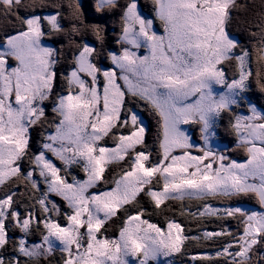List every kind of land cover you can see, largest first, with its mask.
<instances>
[{
    "label": "snow or ice",
    "instance_id": "6c2138e0",
    "mask_svg": "<svg viewBox=\"0 0 264 264\" xmlns=\"http://www.w3.org/2000/svg\"><path fill=\"white\" fill-rule=\"evenodd\" d=\"M153 5L148 18L139 0H96L99 12H122L121 50L106 53L114 67L98 66L100 52L80 42L64 75L57 68L60 53L43 43L47 35L71 38L90 29L104 39L101 25L84 24L80 0H69L68 29L61 4L54 14L41 15L36 9L42 0H0V264H33L57 248L58 264H169L168 258L186 255L187 242L222 237L228 240L214 253L191 260L264 264V111L250 101V115L235 111L244 105L250 81L264 92V3L251 25L256 31L250 35L259 38L252 51L227 29L233 14L246 7L238 0ZM141 48L146 55L138 54ZM133 100L159 117L155 157L143 121L128 107ZM224 117L246 154L243 162L211 146L217 120ZM190 123L199 125L203 145L182 127ZM38 126L44 142L32 152L31 132ZM112 164L120 170L109 179L105 172ZM76 168L84 178L72 175ZM141 196L155 209L171 210L166 202H180L179 211L163 226L153 223ZM248 196L260 211L231 203ZM177 216L195 222L200 235L185 234ZM116 217L121 227L112 236L106 225ZM208 217L236 219L240 231L222 226L209 232L202 227ZM37 233L39 243L33 242Z\"/></svg>",
    "mask_w": 264,
    "mask_h": 264
},
{
    "label": "trees",
    "instance_id": "16d2710c",
    "mask_svg": "<svg viewBox=\"0 0 264 264\" xmlns=\"http://www.w3.org/2000/svg\"><path fill=\"white\" fill-rule=\"evenodd\" d=\"M39 2V0H38ZM242 5L250 6V5H259V9L257 15L261 12V5L264 3V0H242V2L238 1ZM69 0H42V7H39L36 9L37 14L46 15L49 13H54L57 11L55 8L56 4H61L62 7L59 9V11L62 12L64 16V27L65 29H68L71 27L70 21V9L68 8ZM96 0H80L81 8L83 11V21L84 24H93V23H99L104 29V39L103 42L97 39V37L91 32L90 29H86L84 31H81L79 33H73L71 38L66 33H53L51 35H47L44 40L45 42L49 43L50 45L54 46L53 48H56V50L60 53L58 57V65L57 68L59 69L60 73H63L64 75H68L73 67V56L72 52L74 50V44L80 43V42H86L89 44H92L94 47L97 48V51L100 52V56L98 58V62L106 67H112V61L107 57L106 53L109 51H116L119 52L121 50V44L119 43L120 38L122 36V22H121V16L122 12L119 8L113 9L110 11L105 12H99L95 8ZM121 3H123V0H121ZM140 5H142L143 12L150 17L154 15V5L153 0H139ZM68 9V10H67ZM240 11L241 8L238 9L233 14V19L231 23L227 26V29L231 34L238 37L240 41L241 47L248 48L249 51H251L250 48H253L254 41L256 40L254 36L250 35L248 38V35H243V30L239 31V27L243 24L244 26V17H240ZM242 12V11H241ZM118 16V21H117ZM242 20H241V19ZM116 20V24L111 25L112 21ZM118 22V23H117ZM157 22V27L162 30L159 26V21ZM80 27V25H78ZM3 35V32L0 31V36ZM257 38V37H256ZM228 75L230 76L232 74L231 67L227 70ZM61 83L62 81L60 79L57 80L56 83V91H61ZM251 102L252 104L257 105L261 109H264V92H261L259 87L256 85L255 81H250L249 89L247 91V94H245V103L243 106L235 108V111L238 113L247 112L248 113V102ZM47 105L46 113L48 114L49 118L52 117L51 112V101L45 102ZM128 107H133L134 111L139 112L143 115L145 120L147 121V124L149 126L148 135L146 137V145L150 149L152 156L155 157L157 155V152L159 151V140L161 138V128H160V122L159 117L151 110L150 106H148L144 102H140L137 100H133L132 103L128 104ZM217 127H218V135H216L217 141L223 145L231 146L233 153V156L238 160H245L246 154L241 148L237 147V138L234 135V133L231 130V127L229 125L227 117H224L222 119L217 120ZM42 133H44V129L41 127H36L31 132V140H30V148L32 152H36L37 149H39L44 142L42 139ZM125 134H127L125 132ZM200 145H203V141L200 140L197 142ZM109 146H114L111 142H109ZM218 149V148H216ZM50 155V154H49ZM54 162L57 163L59 166V162L53 158ZM120 167L117 164H112L108 170L105 173L106 178H111V176L115 175L117 172H119ZM72 171V175H76L78 179L84 178L83 172H81L78 168H76L74 171ZM2 191V190H0ZM19 192L24 193L25 198L27 197L28 193L23 187H20L18 189ZM55 201L58 204H61L62 208H66V202H63L60 197L54 196L53 197ZM239 203V206L242 205H252L254 206V203H244L240 201V199L232 200L231 203L234 205ZM255 202V201H254ZM140 203L143 204L148 212L151 213V222L161 224L163 226L165 218H172L173 217V211L178 212L179 211V203L180 202H173L168 201L167 204L172 205V209L169 210L165 205H162L159 209H155L153 205L148 201V199L144 196L140 197ZM190 203L196 204L200 203L199 201H192ZM223 205L219 202H216L215 206ZM176 219L178 222H181L185 227V234L187 235H200V231L198 230L197 224L195 222L189 223L185 220L182 216H177ZM222 226L228 227L230 230H232L234 233L237 231H240L241 226L238 224L236 219L228 218L223 223L217 221L215 217H208L203 219L202 221V227L211 232V231H219ZM106 227L108 228L109 235L115 236L118 235L119 229L121 227V219L119 217L113 218V221H110ZM191 228L192 231L188 232V229ZM228 237H222L219 238L216 242L212 241H196L192 242L189 241L186 243V255L183 257L176 256L174 258H170L169 264H203V262L200 261H192L191 256L198 255L202 253H214L216 249L220 246L222 242H227ZM33 241H39V233L35 237H33ZM258 247V246H257ZM61 253L60 251H55L53 254H51L48 257L41 258L38 262L34 261L33 264H58V261L60 259ZM223 260V258H220Z\"/></svg>",
    "mask_w": 264,
    "mask_h": 264
},
{
    "label": "rangeland",
    "instance_id": "374dc122",
    "mask_svg": "<svg viewBox=\"0 0 264 264\" xmlns=\"http://www.w3.org/2000/svg\"><path fill=\"white\" fill-rule=\"evenodd\" d=\"M238 1H240V2H242V0H238ZM141 7H142V5H140ZM68 10V9H67ZM258 10H260L259 9V5H250V6H246V7H242L241 8V11H240V17H244V21H243V23H244V26H243V24L241 25V27H239V31H241V29L243 30V35H248V38H249V36H250V33L251 32H253V31H256V29L255 28H253L251 25H252V22H254V20H255V18L257 17V13H258ZM144 10L141 8V13L143 14V15H145V16H147L148 18H151L149 15H147V14H145L144 12H143ZM49 14H54V13H49ZM49 14H46V15H49ZM241 19V18H240ZM242 20V19H241ZM117 21H118V16H117ZM118 23V22H117ZM93 24H99V23H93ZM113 24H116V20H113L112 21V23H111V25H113ZM89 25H92V23L91 24H89ZM160 26V25H159ZM154 27L158 30V31H161L162 32V30H160L158 27H157V22H155V24H154ZM230 34H231V32H230ZM231 35H233V34H231ZM234 37H236L237 39H238V37L237 36H235V35H233ZM255 41H254V44H256L257 42H258V36H257V38L255 37ZM238 42H239V44H240V41H239V39H238ZM43 43L45 44V46H47V47H54V46H52V45H50L49 43H47V42H45V40H43ZM120 43V42H119ZM89 44V43H88ZM90 46H93L92 44H89ZM54 49H56V48H54ZM251 49V51L253 50V48H250ZM117 53H119V52H117ZM138 54H140V55H146L147 54V49L146 48H141L140 50H139V53ZM98 66H102L103 68H105V69H108V68H111V67H106V66H103V65H101L99 62H98ZM112 67H114V65L112 64ZM217 87V89L218 90H221V91H223V87L222 86H220V85H217L216 86ZM256 107L260 110V111H264V109H261L260 107H258L257 105H256ZM137 112V111H136ZM138 113V115L140 116V118H141V120L143 121V124H144V126H145V128H146V133H145V140H146V137H147V135H148V130H149V126H148V124H147V121L145 120V118L143 117V115L142 114H140L139 112H137ZM241 114H243V115H250V113L248 112H243V113H241ZM186 131H188V133H189V135L192 137V139L194 140V141H196V142H199L201 139H200V135H201V133H200V130H199V125L198 124H195V123H190V124H187V125H183L182 126ZM218 127H217V124H216V126H215V128H214V131L216 132V135H218ZM216 135L212 138V141H211V146H212V148L214 149V150H218V151H220V152H222V153H224V154H226L230 159H235V160H237L238 162H243L244 160H238V159H236L234 156H233V154L232 155H230L231 153H233V150H232V147L231 146H227V145H225V144H223V145H221L218 141H217V139H216ZM110 147H114V146H110ZM216 148H218V149H216ZM195 154V153H194ZM53 162H54V160H53ZM55 163V162H54ZM111 165H109L108 166V168L110 167ZM108 168H107V170H108ZM106 170V171H107ZM106 173V172H105ZM58 197V196H57ZM61 198V197H60ZM235 199H240V201H242V202H244V203H254V206H252V205H242L241 207H244V208H246V209H250V210H255V211H260L261 209H260V206H259V204L257 203V201L255 200V198L254 197H252V196H248V197H241V198H233V200H235ZM61 200H62V198H61ZM255 201V202H254ZM217 207H223V205H220V206H217ZM33 242H35V241H33ZM36 243H39V241H36ZM59 249L57 248L55 251H58ZM54 251V252H55ZM53 252V253H54ZM52 253V254H53ZM170 258H168V260H169ZM169 262V261H168Z\"/></svg>",
    "mask_w": 264,
    "mask_h": 264
}]
</instances>
